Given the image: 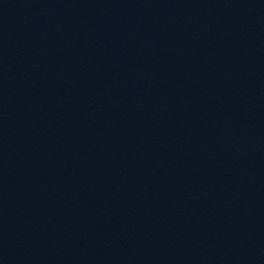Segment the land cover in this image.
<instances>
[{
  "label": "water",
  "instance_id": "95a60500",
  "mask_svg": "<svg viewBox=\"0 0 264 264\" xmlns=\"http://www.w3.org/2000/svg\"><path fill=\"white\" fill-rule=\"evenodd\" d=\"M11 264H264V0H0Z\"/></svg>",
  "mask_w": 264,
  "mask_h": 264
}]
</instances>
